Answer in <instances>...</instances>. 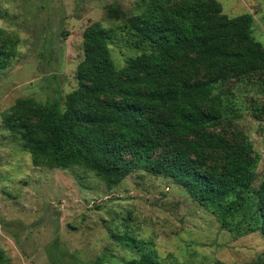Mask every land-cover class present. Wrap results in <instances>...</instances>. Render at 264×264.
<instances>
[{"label":"rangeland","instance_id":"rangeland-1","mask_svg":"<svg viewBox=\"0 0 264 264\" xmlns=\"http://www.w3.org/2000/svg\"><path fill=\"white\" fill-rule=\"evenodd\" d=\"M148 0H0V37L16 51L0 69V264H126L150 254L160 264H264L260 232L235 235L203 206L180 175L161 163L162 149L110 184L76 164L35 165L20 131L5 115L18 99L40 104L80 86L84 31L94 22L116 28L110 44L124 65L137 51L121 27ZM229 17L253 15L264 47V0H218ZM234 118L215 130L245 131L258 158L254 187L264 193V115L257 76L232 80ZM134 245V247H133Z\"/></svg>","mask_w":264,"mask_h":264},{"label":"trees","instance_id":"trees-1","mask_svg":"<svg viewBox=\"0 0 264 264\" xmlns=\"http://www.w3.org/2000/svg\"><path fill=\"white\" fill-rule=\"evenodd\" d=\"M254 21L250 13L227 16L218 0H148L120 29L139 51L124 65L110 54L117 29L94 22L84 31L80 86L45 104L18 99L5 122L20 131L35 165L80 164L110 184L133 169L128 157L150 160L162 149L160 163L224 227L264 236L253 142L239 128L215 130L236 117L225 87L232 80L257 76L263 99L249 109L264 115V47ZM15 55L0 37V69ZM126 264L160 263L141 254Z\"/></svg>","mask_w":264,"mask_h":264}]
</instances>
